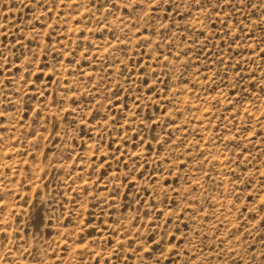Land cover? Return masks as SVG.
Returning <instances> with one entry per match:
<instances>
[{"label":"rangeland","instance_id":"374dc122","mask_svg":"<svg viewBox=\"0 0 264 264\" xmlns=\"http://www.w3.org/2000/svg\"><path fill=\"white\" fill-rule=\"evenodd\" d=\"M102 2L0 0V264H262L264 0Z\"/></svg>","mask_w":264,"mask_h":264},{"label":"snow or ice","instance_id":"6c2138e0","mask_svg":"<svg viewBox=\"0 0 264 264\" xmlns=\"http://www.w3.org/2000/svg\"><path fill=\"white\" fill-rule=\"evenodd\" d=\"M61 2H63V0H61ZM89 2L95 7L97 0H89ZM236 2V0H215V6L217 8L221 7L222 5L225 7V10H227L228 8H231L232 5ZM241 2H243V0H241ZM185 3H187V0H185ZM196 5H198L200 8H208L211 7L212 5V0H195ZM124 4V8L121 9L120 5ZM143 4H149V6L151 7L152 11L151 13H149V15L155 16L157 12L161 11V10H166V11H171V9L175 8L176 9V14H179V7L180 5L177 4L176 0H139V2H137V0H127V2H125V0H103L102 3H100L99 7L97 8L98 11H106L107 12V16H111L113 14V11H121L123 10L125 12V14H131L129 9H140L143 10L142 5ZM107 16L105 17V19H107ZM3 41H0V44H3ZM7 45L5 44V47ZM159 49V45H157V50ZM259 49H257L258 51ZM3 53V49L0 48V55H2ZM161 56H163V53L160 54ZM165 60H167V57H163ZM262 59H264V54H262ZM157 63H159V59L157 60ZM5 71V67L0 64V75L3 74V72ZM43 73V69H41V73ZM30 74V73H29ZM4 87H6V85H4L3 83H0V90H2ZM152 91H155V87L153 86ZM262 92H264V88H262ZM4 112H0V125L3 124L4 122ZM3 144V138L0 137V145ZM99 151V149H97V152ZM27 152H22L20 153L21 157L27 155ZM7 159L11 160L13 158V154L12 153H7L6 154ZM35 156H33V161H35ZM45 159H47V156H45ZM23 162V161H22ZM101 163H103V161H101ZM10 171V169H9ZM85 195H87V191H85ZM4 196L3 194H0V201H3ZM249 203H255L254 201H252L251 199L249 200ZM150 207L153 208V210H155V205H150ZM5 211V206L0 203V213H3ZM256 211H258L259 213H264V202H262L257 208ZM161 216H163V212L160 213ZM255 219L258 220L260 222L261 226H264V219H261L260 216H255ZM167 223V221H166ZM3 221L0 220V245H5L6 244V238H5V233H4V229H3ZM261 228L258 227L257 231H260ZM173 239H175V237L173 236ZM149 256H151V253H149ZM261 256L264 257V252L261 253ZM255 258V257H254ZM4 259H7V254H5ZM98 264V262H97ZM262 264H264V262H262Z\"/></svg>","mask_w":264,"mask_h":264}]
</instances>
